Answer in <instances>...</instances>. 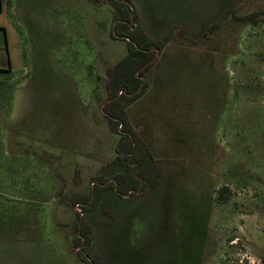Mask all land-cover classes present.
Wrapping results in <instances>:
<instances>
[{"label": "rangeland", "instance_id": "374dc122", "mask_svg": "<svg viewBox=\"0 0 264 264\" xmlns=\"http://www.w3.org/2000/svg\"><path fill=\"white\" fill-rule=\"evenodd\" d=\"M2 1L0 264H86L77 213L102 264H264V22L235 18L264 0H122L160 40L147 49L112 36L111 0ZM124 38L155 53V87L134 108L146 127L129 113L144 162L121 195L105 104ZM100 188L93 209L72 202Z\"/></svg>", "mask_w": 264, "mask_h": 264}, {"label": "trees", "instance_id": "16d2710c", "mask_svg": "<svg viewBox=\"0 0 264 264\" xmlns=\"http://www.w3.org/2000/svg\"><path fill=\"white\" fill-rule=\"evenodd\" d=\"M111 2L119 13L116 18L115 29L111 33L113 37L126 36L131 41H135L139 47H144V49L150 47V45L145 44L146 42L153 43L157 41L147 35L146 31L143 30V26L138 22L136 15L132 18L134 10L131 9L128 3L122 0H111ZM235 18L246 23L256 24L260 21L264 22V9L256 10L246 15H236ZM125 40L129 43L128 53L115 64L112 70V75H109L110 77L108 78L106 88L109 93L108 97L111 100L105 104V111L110 114L109 122L111 130L116 133H121L120 140L116 146L119 151L117 158L126 163V165L123 164L125 166V171L116 174L113 178V182L107 183L104 188H107L109 185L114 186L115 190L121 195H126L128 193L133 194V192L138 190V187L140 186L139 177L141 176V171L137 173L136 169L144 162V157L141 156L139 152L136 154L135 151H133V143L136 148L138 145L142 144L137 143L133 137L131 138V132L126 126V121L124 120V109L128 103L140 97L145 92L147 83L141 75L151 66V64L147 65V63L152 60L155 54L153 50L136 49L133 42L127 39ZM131 141H133V143ZM143 150L145 151V149ZM121 153H125L123 154V157L121 156ZM123 165L121 168L124 167ZM158 177L159 171L154 168V174L152 176H143V179H145L144 185H155ZM100 189L101 190L96 191L94 195H73L72 202L74 204L82 202L85 209L91 210L96 207L101 199L102 188ZM91 196L93 197L92 199ZM217 198L218 200H221L220 197ZM80 218L81 213H77V220L73 226L74 246L78 249L81 244L84 243L87 245V248L82 247V249L77 251L78 258L86 264H102L101 261L95 257H90V253H92V232L88 226L84 229L83 223L81 225L79 224ZM86 230L87 233H84ZM84 249L86 250L85 254L82 253V250Z\"/></svg>", "mask_w": 264, "mask_h": 264}, {"label": "crops", "instance_id": "0c3cea01", "mask_svg": "<svg viewBox=\"0 0 264 264\" xmlns=\"http://www.w3.org/2000/svg\"><path fill=\"white\" fill-rule=\"evenodd\" d=\"M3 11H4V8H3V1L2 0H0V15L3 13ZM145 18H146V16H145ZM1 21V20H0ZM140 21H142V20H140ZM140 21H138L139 23H140ZM144 21H148V19H146V20H144ZM143 23V25H145L146 26V23H144V22H142ZM141 24V23H140ZM3 25V24H2ZM146 33H147V35L149 36V37H151L152 39H154L153 37H155V36H153V33H152V31H151V29L150 30H148L147 28H146ZM6 36H7V29H6V27H3V26H1L0 25V70H2V71H7V70H9V71H11L12 70V62H11V55H10V51H9V45L7 44V40H6ZM154 40H156V39H154ZM157 41H160V40H157ZM163 47V46H162ZM6 55V56H5ZM5 58L8 60V63H9V68H7L8 66H2L3 64H4V61H5ZM153 62V60L151 61V63ZM151 63H147V65L148 64H151ZM149 69V68H148ZM147 69V70H148ZM145 73V72H144ZM156 73V72H155ZM147 76V75H146ZM154 77H153V79L154 80H157V76H156V74H154L153 75ZM153 87H155V85L153 86V84L151 85V86H149L148 87V83H147V90H145V92L147 91V93L146 94H148L151 90H152V88ZM98 88V87H97ZM143 95H144V93H143ZM143 95H141L140 97H138V98H136L135 100H133L132 102H130V103H128V105L125 107V109H124V120L126 121V126L128 127V129L130 130V132H131V136L133 137V136H136V133H135V131L133 130V131H131V127H133V125H132V122L130 121V119H129V113L130 112H133V110H135L136 111V113H139L138 112V110H136V109H134L135 108V106L137 107V103H138V100L140 99V98H142L143 97ZM111 99H107L106 101L107 102H109ZM142 113V112H141ZM140 114V113H139ZM138 114V115H139ZM137 119L138 120H140V119H142V122L144 123V120H143V118H142V115L140 114L139 116H137ZM142 123V126H144V127H146L145 126V123L143 124ZM123 125H124V123H123ZM140 125V124H139ZM137 138V137H136ZM138 139V138H137ZM145 139H147L146 137H145ZM149 142H151L149 139H147ZM137 143H139L138 142V140H135ZM142 142V141H141ZM140 142V143H141ZM146 143V142H145ZM143 144V143H142ZM147 147V146H146ZM147 151L150 153V151L147 149ZM151 154V153H150ZM122 162V161H121ZM125 171V166L123 167V168H121V169H117L115 172H113V173H111L110 175V177H114L116 174H118V173H122V172H124ZM159 175H160V173H159ZM158 184V183H157Z\"/></svg>", "mask_w": 264, "mask_h": 264}, {"label": "water", "instance_id": "95a60500", "mask_svg": "<svg viewBox=\"0 0 264 264\" xmlns=\"http://www.w3.org/2000/svg\"><path fill=\"white\" fill-rule=\"evenodd\" d=\"M124 1H127V0H124ZM134 16H135V15H134V13H133V17H132V18H134ZM152 60H154V59H152ZM152 60H151V61H152ZM151 61H149L148 63H150Z\"/></svg>", "mask_w": 264, "mask_h": 264}, {"label": "flooded vegetation", "instance_id": "af4514ba", "mask_svg": "<svg viewBox=\"0 0 264 264\" xmlns=\"http://www.w3.org/2000/svg\"><path fill=\"white\" fill-rule=\"evenodd\" d=\"M143 79L145 78L144 76H141ZM145 80V79H144Z\"/></svg>", "mask_w": 264, "mask_h": 264}]
</instances>
